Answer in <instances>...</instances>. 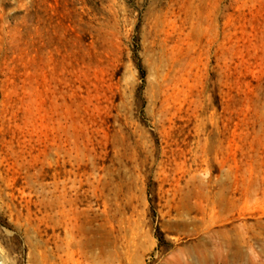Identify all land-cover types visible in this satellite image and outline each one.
Returning <instances> with one entry per match:
<instances>
[{
  "label": "rangeland",
  "instance_id": "374dc122",
  "mask_svg": "<svg viewBox=\"0 0 264 264\" xmlns=\"http://www.w3.org/2000/svg\"><path fill=\"white\" fill-rule=\"evenodd\" d=\"M0 264H264V0H0Z\"/></svg>",
  "mask_w": 264,
  "mask_h": 264
}]
</instances>
